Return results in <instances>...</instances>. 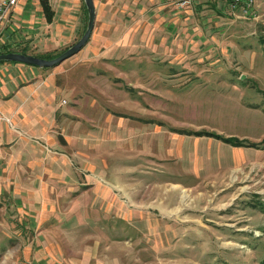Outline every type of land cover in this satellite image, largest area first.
I'll return each instance as SVG.
<instances>
[{
    "label": "rangeland",
    "instance_id": "obj_1",
    "mask_svg": "<svg viewBox=\"0 0 264 264\" xmlns=\"http://www.w3.org/2000/svg\"><path fill=\"white\" fill-rule=\"evenodd\" d=\"M226 4L187 72L141 63L131 88L73 56L42 71L61 90L42 146L70 172L43 176L39 206L0 180V264H264V0Z\"/></svg>",
    "mask_w": 264,
    "mask_h": 264
},
{
    "label": "crops",
    "instance_id": "obj_2",
    "mask_svg": "<svg viewBox=\"0 0 264 264\" xmlns=\"http://www.w3.org/2000/svg\"><path fill=\"white\" fill-rule=\"evenodd\" d=\"M179 1L92 0V29L84 46L73 55L74 59L87 70L92 69L88 79L113 81L117 78L129 82L131 88L143 84L140 82L141 63L148 71L155 62L163 64L166 70L174 68L175 72H187V61H199L198 58L190 61L183 52L198 48L211 38L205 36L204 30H211L218 23L216 14L227 0H188L181 6ZM47 2L51 11L49 18L42 11L39 0H16L0 24V54L23 52L50 60L80 37L86 23L83 1ZM46 69L0 62V175L8 176L0 180L4 185L7 183L8 190H33L37 206L43 205V192L50 189L43 176L47 175L52 183L57 178L56 183H60L61 175L70 172L68 167L61 168V161L56 162L61 159L58 155L48 153L46 156V148L42 146L44 143L54 145L46 135V126H50L56 117L59 103L55 100L61 95L60 89L46 87L50 78H54L50 72H42ZM27 79L33 83L21 85ZM43 79L44 84L39 85ZM104 84L107 91L100 93L111 94L113 91L110 90L115 86ZM68 89L71 93L73 88ZM37 95L43 98H36ZM63 113L67 114L64 121H69L71 113ZM46 158L48 160L43 164ZM19 176H26L24 187L20 185Z\"/></svg>",
    "mask_w": 264,
    "mask_h": 264
},
{
    "label": "water",
    "instance_id": "obj_3",
    "mask_svg": "<svg viewBox=\"0 0 264 264\" xmlns=\"http://www.w3.org/2000/svg\"><path fill=\"white\" fill-rule=\"evenodd\" d=\"M82 1L86 9V23L84 30L80 35V37L58 56L50 60H45L25 54L3 53L0 54V62H14V63H21L39 68H43V67L51 68L58 65L63 60L75 55L86 43L90 35V31L92 29L93 20H94V7L92 0H82Z\"/></svg>",
    "mask_w": 264,
    "mask_h": 264
},
{
    "label": "built area",
    "instance_id": "obj_4",
    "mask_svg": "<svg viewBox=\"0 0 264 264\" xmlns=\"http://www.w3.org/2000/svg\"><path fill=\"white\" fill-rule=\"evenodd\" d=\"M188 0H180L179 5H184ZM254 0H227V7L230 10L239 8L242 12L246 11ZM16 0H0V24L7 17L10 7L15 5Z\"/></svg>",
    "mask_w": 264,
    "mask_h": 264
},
{
    "label": "trees",
    "instance_id": "obj_5",
    "mask_svg": "<svg viewBox=\"0 0 264 264\" xmlns=\"http://www.w3.org/2000/svg\"><path fill=\"white\" fill-rule=\"evenodd\" d=\"M39 3H40V6L42 8V11L46 15H48V18H49L50 14H51V11H50V7L48 5L47 0H39ZM5 53H7V52H5ZM19 53H22L23 54V52H19ZM224 140H225V142H227L229 144H232V145H235V146H239L240 145V144L239 145H236L237 142H233V140L231 141L230 139H224Z\"/></svg>",
    "mask_w": 264,
    "mask_h": 264
}]
</instances>
